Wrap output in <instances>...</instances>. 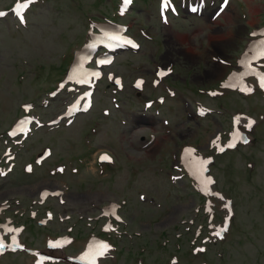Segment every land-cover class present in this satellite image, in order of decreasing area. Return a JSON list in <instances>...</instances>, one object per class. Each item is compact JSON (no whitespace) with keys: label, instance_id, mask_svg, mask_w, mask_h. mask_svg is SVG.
<instances>
[{"label":"rangeland","instance_id":"obj_1","mask_svg":"<svg viewBox=\"0 0 264 264\" xmlns=\"http://www.w3.org/2000/svg\"><path fill=\"white\" fill-rule=\"evenodd\" d=\"M22 1L0 0V12H9L0 18V205L8 201L17 210L9 216L26 226L22 246L45 249L46 233L70 234L76 242L63 252L77 258L84 242L99 233L96 224L107 221L100 219L102 208L115 202L121 205L123 222L117 241L111 238L114 257L109 254L101 264H264V93L254 78L248 80L254 94L220 87L228 74L242 71L239 59L251 43L250 32L264 25V0H232L226 13L211 22L209 14L217 6L207 0L205 18H192L180 9L179 17H169L170 27L159 17L160 0H136L125 17L119 15V0H34L26 24H20L12 12ZM107 18L127 25L141 45L136 52H119L106 69V76L115 72L124 78V88L105 77L96 86L89 112L76 115L69 126L68 119L48 126L73 99L64 90L55 97L50 92L58 89L75 53L84 48L91 23ZM216 38H230L233 43L216 51L212 45ZM212 52L217 62L210 57ZM168 54L173 55L166 59ZM220 60L229 62L224 74L218 80L207 78L206 70ZM170 62L174 74L164 77L161 85L183 90L184 107L160 85L152 86L156 66ZM138 77H145L144 91L134 88ZM214 87L225 93L210 97L199 91ZM162 95L167 99L162 108L157 103L145 108L147 99ZM195 99L215 112L200 118ZM27 103L33 104L32 114L44 126L34 125L22 145L11 144L7 131L26 114ZM139 114H144L145 123H137ZM163 120L169 125L163 127ZM235 129L244 136L233 141ZM215 137L222 140V148L211 144ZM188 145L197 148L203 173L206 170L214 191L225 197L214 200L222 238L205 241L206 236L198 234L215 236L205 208L208 199L200 196L185 171L174 169ZM7 147L13 148L14 161L7 162ZM45 148L53 155L38 166L36 158ZM103 152L111 153L105 155L114 162H99ZM30 163L34 170L27 173L25 165ZM12 164L13 171L2 177ZM181 173V180H175ZM56 188L66 191L67 203L49 200L45 208L54 211V221L40 229L26 211L35 207L42 190ZM231 200L234 213L229 227L223 204ZM17 212L26 216L16 218ZM60 214L72 219L60 221ZM202 247L205 253H199ZM29 255L25 249L5 252L0 264H49Z\"/></svg>","mask_w":264,"mask_h":264},{"label":"bare ground","instance_id":"obj_2","mask_svg":"<svg viewBox=\"0 0 264 264\" xmlns=\"http://www.w3.org/2000/svg\"><path fill=\"white\" fill-rule=\"evenodd\" d=\"M225 14V12L223 14L220 15L223 16ZM233 41L230 39V38H216V40H214L212 42V45H213V48L216 50V51H224L226 49V47L230 44H232ZM250 50L252 51L251 53H248V54H253L257 48L254 46V47H251ZM173 54H168L166 56V59H168L170 56H172ZM250 57L249 55H246L244 57V59L242 60L241 64L243 66H245V68L247 69V63L249 61ZM80 60V59H79ZM75 70L77 72H74L72 74V77L74 78H79L81 76V71L77 68H75ZM226 71V68L221 66V65H217L213 62V66H211V70H206L205 72V76L209 79H215V80H218L222 74H224V72ZM80 73V74H79ZM239 76H233L232 78H230V81H234L236 82L239 78ZM264 82V81H263ZM184 162L186 163L188 169L190 170V172H195L198 174L199 176V179L202 181V182H206V177L203 173V168L200 167V163H197V164H194L190 161V157H188V155L186 154V156L184 157ZM200 167V168H199ZM97 250V246H92L90 247V250L87 254L88 257H90L92 255L93 252H95ZM91 259V258H90Z\"/></svg>","mask_w":264,"mask_h":264},{"label":"snow or ice","instance_id":"obj_3","mask_svg":"<svg viewBox=\"0 0 264 264\" xmlns=\"http://www.w3.org/2000/svg\"><path fill=\"white\" fill-rule=\"evenodd\" d=\"M32 2H34V0H27V3L20 5V7L17 9V13L19 14V13L21 12L22 9L26 8V7L28 6V4H29V3H32ZM130 2H131V0H125V3H126V4H127V3H130ZM164 7H165V8L168 7V4L165 3V4H164ZM3 15H4V13L0 12V16H3ZM21 22H22V23L24 22L22 16H21ZM262 86H264V82H262ZM229 146L231 147V146H233V145H229ZM109 159H110V158H109L107 155L101 157V160H109ZM219 234H220V233H216V235H219ZM0 247H3V245H0ZM107 249H108V245H106V244H104V245H99L96 254H97V255H103V254L107 251ZM198 251H203V249H198Z\"/></svg>","mask_w":264,"mask_h":264}]
</instances>
